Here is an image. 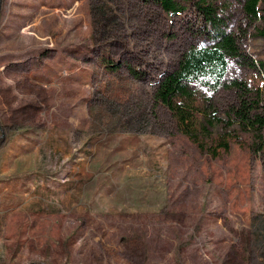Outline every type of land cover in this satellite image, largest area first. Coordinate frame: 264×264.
Returning <instances> with one entry per match:
<instances>
[{
    "label": "rangeland",
    "instance_id": "374dc122",
    "mask_svg": "<svg viewBox=\"0 0 264 264\" xmlns=\"http://www.w3.org/2000/svg\"><path fill=\"white\" fill-rule=\"evenodd\" d=\"M173 1L0 0V264H264V152L218 126L202 152L154 100L210 44ZM209 1L264 62L239 0Z\"/></svg>",
    "mask_w": 264,
    "mask_h": 264
},
{
    "label": "trees",
    "instance_id": "16d2710c",
    "mask_svg": "<svg viewBox=\"0 0 264 264\" xmlns=\"http://www.w3.org/2000/svg\"><path fill=\"white\" fill-rule=\"evenodd\" d=\"M155 1L167 13L182 10L173 0ZM194 5L210 44L186 51L176 69L156 82L154 100L166 110L175 131L202 152L206 150L199 143V136H209L216 126L248 133L251 150L264 152V62L246 60L241 47L245 34L230 30L231 18L226 14V6L214 5L209 0H195ZM239 6L254 34L264 40V0H239ZM228 60L252 69L256 81L228 77ZM221 95L227 101L220 115L213 98ZM218 148L226 150L227 145L223 143ZM208 153L215 157L217 149L210 148Z\"/></svg>",
    "mask_w": 264,
    "mask_h": 264
}]
</instances>
